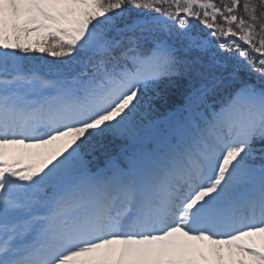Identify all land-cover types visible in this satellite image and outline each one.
<instances>
[{"label": "snow or ice", "instance_id": "6c2138e0", "mask_svg": "<svg viewBox=\"0 0 264 264\" xmlns=\"http://www.w3.org/2000/svg\"><path fill=\"white\" fill-rule=\"evenodd\" d=\"M0 264H264V0H0Z\"/></svg>", "mask_w": 264, "mask_h": 264}]
</instances>
